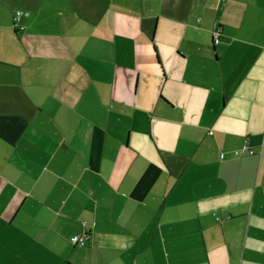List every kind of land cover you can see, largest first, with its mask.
Instances as JSON below:
<instances>
[{
  "label": "crops",
  "instance_id": "1",
  "mask_svg": "<svg viewBox=\"0 0 264 264\" xmlns=\"http://www.w3.org/2000/svg\"><path fill=\"white\" fill-rule=\"evenodd\" d=\"M0 264H264V0H0Z\"/></svg>",
  "mask_w": 264,
  "mask_h": 264
},
{
  "label": "built area",
  "instance_id": "2",
  "mask_svg": "<svg viewBox=\"0 0 264 264\" xmlns=\"http://www.w3.org/2000/svg\"><path fill=\"white\" fill-rule=\"evenodd\" d=\"M20 16H21V12L17 11L15 16H14V20L17 24H19L20 21ZM20 28H24L23 25H20ZM219 33H220V29L216 30L214 32V42L218 43L219 42ZM243 150H248L249 152H252L251 149H249L248 146H244ZM236 153H239V150L236 151ZM89 239L88 234H83V235H74L71 237V241L74 242V244L77 245H85L87 240Z\"/></svg>",
  "mask_w": 264,
  "mask_h": 264
}]
</instances>
